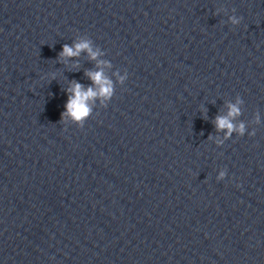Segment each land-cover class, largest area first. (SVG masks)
I'll return each instance as SVG.
<instances>
[{
  "label": "clouds",
  "instance_id": "9594fccd",
  "mask_svg": "<svg viewBox=\"0 0 264 264\" xmlns=\"http://www.w3.org/2000/svg\"><path fill=\"white\" fill-rule=\"evenodd\" d=\"M232 24H238L240 18L235 16L230 17ZM82 51H86L89 58L92 60H97L99 65H108L107 61H101L97 58L102 55L98 48H94L92 41L89 39H81L79 42L75 43L74 46L70 47L67 44L63 46V50L60 53L61 58L65 57H77ZM86 75L91 79L95 87L84 88L78 82L73 81L72 86L68 89L71 95L68 98L67 104L65 105L66 111L62 113V118L64 116L71 117L73 121L78 122L83 126L84 121L90 116L92 108L89 101H93L97 97H101L104 100H108L113 96L114 88L113 83L108 79L103 72V68L99 71H89ZM126 76H120L121 82L124 81ZM237 104H230L229 111L226 116H217L215 124L218 130L227 129V135H231L233 131L239 132L241 135L245 131V125L240 123L238 126L235 125L232 120L236 116L240 115V109ZM226 173L224 171L220 172L218 179H223Z\"/></svg>",
  "mask_w": 264,
  "mask_h": 264
}]
</instances>
